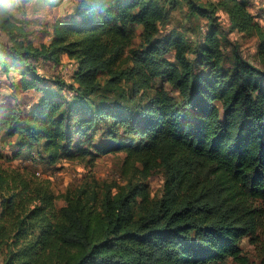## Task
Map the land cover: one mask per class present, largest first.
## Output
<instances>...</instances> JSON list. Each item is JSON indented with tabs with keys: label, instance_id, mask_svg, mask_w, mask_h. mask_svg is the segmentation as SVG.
Instances as JSON below:
<instances>
[{
	"label": "trees",
	"instance_id": "trees-1",
	"mask_svg": "<svg viewBox=\"0 0 264 264\" xmlns=\"http://www.w3.org/2000/svg\"><path fill=\"white\" fill-rule=\"evenodd\" d=\"M24 1L64 2L0 0L9 39L0 70L18 76L15 91L38 96L27 109L0 103V135L15 157L50 167L124 153L134 176L56 195L48 180L5 167L0 152L2 264H246L248 236L264 254V68L236 45L228 61L218 7L183 0L207 20L192 40L181 29L162 33L181 0H76L36 48L27 21L13 16ZM219 6L230 31L257 35L264 66V26L239 0ZM63 57L76 62L73 83L35 67ZM160 170L163 192L151 197L145 181Z\"/></svg>",
	"mask_w": 264,
	"mask_h": 264
},
{
	"label": "rangeland",
	"instance_id": "rangeland-1",
	"mask_svg": "<svg viewBox=\"0 0 264 264\" xmlns=\"http://www.w3.org/2000/svg\"><path fill=\"white\" fill-rule=\"evenodd\" d=\"M19 1V0H14ZM224 0H197L202 7L214 5L217 6L215 13L216 22L226 34L227 40L223 43V51L227 55L228 61L231 62V49L233 45L238 47L240 55L261 68L264 66L257 56L258 38L256 34H244L237 31H230L229 18L226 12L219 6ZM243 2L249 13H251L257 23L264 26V0H239ZM19 4V3H17ZM76 0H64L60 5L45 4L42 1H24L20 10L13 14L15 21L20 22L25 20L24 30L28 34L27 39L32 42V45L39 48L41 45H46L50 41V27L52 23L62 17H68L72 14ZM21 24V22L19 23ZM183 30L187 36L194 40L197 37L202 39L207 30V20L203 17L190 15L189 7L183 0L172 11L170 21L164 29L163 35L171 31ZM141 31V30H139ZM0 42L9 43L8 36L0 31ZM135 46L139 44L137 36ZM231 43L232 45H230ZM172 58L171 55H169ZM35 67L39 74L45 78H59L66 83H73V72L76 69V62L63 57L60 64L51 61L38 59L35 62ZM10 77L12 79H10ZM18 76L10 74L9 78L0 70V103L18 105L21 108H29L36 101L38 96L31 92L15 91L11 86L12 81H15ZM156 86L161 85L159 80L156 81ZM122 88L129 92L130 84L123 83ZM68 95V93H66ZM71 95V94H69ZM140 95V94H139ZM146 97L153 95L152 90L144 92ZM0 152L2 155L1 162L5 167L15 168L25 173L45 179L50 182L51 189L56 195H61L67 189H72L80 184L89 183L95 187L97 191L104 189L107 186L125 185L133 178L132 170L125 163V154H109L95 159L93 162H68L62 161L58 165L50 167L45 163L33 162L24 160L20 157H15L14 143L11 138L0 135ZM146 184L151 192V197H159L162 195L165 177L163 172L156 171L146 179ZM115 188H113L114 190ZM115 191V190H114ZM61 204V203H60ZM263 207V206H262ZM242 256L247 260L246 264H258L264 256L260 247L256 244V239L248 236L241 241L240 244ZM0 264L2 258L0 256ZM222 264H242L232 259L226 260Z\"/></svg>",
	"mask_w": 264,
	"mask_h": 264
}]
</instances>
